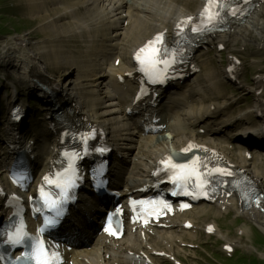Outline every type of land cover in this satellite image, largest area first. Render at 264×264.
<instances>
[{
    "label": "rangeland",
    "instance_id": "1",
    "mask_svg": "<svg viewBox=\"0 0 264 264\" xmlns=\"http://www.w3.org/2000/svg\"><path fill=\"white\" fill-rule=\"evenodd\" d=\"M53 0H0V50L10 45L9 41L12 45L20 39H15L13 36H22L24 40V44L18 45L20 53L22 57H26L27 53L34 54L39 59V64L42 67V70L46 72L48 76L53 78L62 77L63 79H59L61 83H69L72 84L74 88H81L80 81L78 80L81 76L83 67L85 64L81 65L80 69L76 74L69 73L70 70V62L63 63L65 58V53H68V48L73 46H84L83 43L87 42L88 39L86 35H90L91 31H77L79 37L76 38L70 37L69 40L71 43L69 47H67L66 42H63V35H57L53 37V34L50 33V25L47 24L48 21H57V23L71 24L72 20L68 19V13L66 15H62L57 12L58 7H55V12L45 11L46 7H51ZM200 4V0H184V11H192L195 12ZM93 5L90 10L92 13ZM51 18H43L44 15ZM86 21V20H85ZM84 22V21H82ZM132 24L124 27V36L121 46L119 47V55L121 56L122 63L126 66L130 63L131 54L129 52L130 44L136 38L135 31L131 32ZM160 28L157 29V31ZM251 29V28H249ZM242 30H246V28H242ZM253 30V29H251ZM155 32V31H154ZM153 33V32H152ZM151 33V34H152ZM264 30L260 34H257V37L260 39L264 38ZM145 35V34H144ZM144 35L141 36L143 39ZM64 46V51L59 53V47ZM129 47V48H128ZM73 49V48H72ZM64 53V54H62ZM72 55V54H70ZM73 56V55H72ZM217 56H204L197 58L196 64L198 66H204L206 71L201 74V76L195 77V79H188L185 87L196 88L199 92V97L193 102H197V104L192 103V105L198 106H211L213 103L221 104L222 110L220 111L219 116H227L233 117L238 116L240 114L250 113L256 106V100L258 97L248 98V99H239L236 96L238 87H231L225 83H218L214 81L218 75V73H224L225 65L227 63V59L223 55L221 58H216ZM74 60L76 59L73 56ZM234 58L240 64V73L242 78V83L250 84L254 86L256 81V77L258 74L264 75V68L262 67L263 56H260L259 53L257 55L251 57H245L241 53H237L234 55ZM217 59V60H216ZM9 58H6V63L3 65L2 60H0V103L2 102L4 91L1 90V83L5 81L6 86L8 85H18L22 90H28L30 88L31 83H33V78L25 79L21 74H19L18 70L14 68L12 71H9L11 67V63L8 62ZM224 60V61H223ZM254 62V64H253ZM217 63V65H215ZM62 64H65L62 66ZM67 65V66H66ZM67 67V70L65 69ZM249 77V78H247ZM17 79V81H16ZM91 79V78H89ZM88 79V82H89ZM90 86L87 89L81 90V100L87 102L86 98L88 97V92ZM185 91V88L184 90ZM76 92V91H75ZM180 92V91H179ZM31 93V91L29 92ZM200 93L203 95H200ZM36 99L27 100L25 103V109L31 114L30 118H27L24 123V129L30 128L32 129V133L29 138H33L30 142L37 146L35 151L36 157L45 159L46 169L49 167L53 155V151L49 150L47 147L52 143L53 145L56 143V134L53 131L48 129V124L50 121L45 120L48 116L47 111H41V107L39 106L40 102L43 101L38 93H33ZM14 95V94H13ZM189 96V94H187ZM262 100L264 101V91L261 95ZM30 97V96H29ZM9 96L3 98L4 106L7 108ZM35 100V101H33ZM131 101V97L128 98L127 103L129 104ZM39 102V103H38ZM2 107V105H0ZM40 108V110H38ZM107 106L104 105L100 108H94L92 112L86 110L88 115L96 116V115H106L105 120H100L98 123L102 125L107 132H109L110 140L114 143V145L120 151L123 148L122 137L125 135L128 127H123V119H118L115 115H111V110H106ZM27 112V113H28ZM38 113V114H37ZM116 118V119H115ZM196 126L193 125L192 132H194L199 127L204 124H199V119L194 121ZM244 125L249 124L248 121L243 122ZM213 137L217 139V142L221 141V137H216V135L211 134ZM160 137L157 136L154 138L153 144H160ZM29 142V143H30ZM143 142L148 143L149 137H143ZM1 143V139H0ZM3 145V143H1ZM3 146H0V185H5V175L3 174L6 168V155L5 151L2 149ZM145 151V144L139 146L135 150V156L139 153L143 154ZM129 159V158H128ZM151 161L146 162V166H136L131 173L127 175L126 178L133 179L137 176H141L146 174L147 167L152 163ZM135 171H138V175H135ZM1 208V202H0ZM235 213V212H234ZM238 215V214H237ZM242 222L236 226H230V223L233 219L229 216H226L225 213H220L218 216V220L220 221L222 236L224 238L219 240L218 238H208L204 237L201 234V231L196 230L197 236L196 238H200L199 244L202 247V250L208 252L207 257L202 260V264H264V259H260L255 255H249L246 247L244 245L241 246L240 250L245 251L246 253L240 254L237 252L233 259H225L221 255L215 253L218 251H222L223 246L226 242H230L233 239V234L238 228H243L247 230L248 236L251 238V244L257 248L258 253L264 252V238L258 233L255 229L256 227L250 221L247 216V212H242L239 215ZM248 217V219H247ZM255 227V228H254ZM264 236V233H263ZM198 254V252H195Z\"/></svg>",
    "mask_w": 264,
    "mask_h": 264
},
{
    "label": "bare ground",
    "instance_id": "2",
    "mask_svg": "<svg viewBox=\"0 0 264 264\" xmlns=\"http://www.w3.org/2000/svg\"><path fill=\"white\" fill-rule=\"evenodd\" d=\"M142 1L145 2V5L141 4ZM167 1L168 0H99L93 5L92 13L90 12L92 5H90L89 3L95 2V0H53L51 7H46L47 9L45 11H51L54 13V6H56L58 7L57 12L61 13L62 15H66L68 13V19L72 20L71 24H58L57 21L47 22V24L50 25L49 32L53 34V37L57 35H63L64 38L62 39V41L68 43L67 47H69V44L71 43V41L69 40L70 37H79L77 31H91L90 35H86L88 41L83 43L84 46H73L71 48L69 47V54L65 53V58L63 60V63L70 62L71 68L68 74H71V72L73 74H76L80 69L81 65L85 64L81 76L78 79L80 81L79 85L82 89H87L90 84L91 87L88 92V97L86 98L87 102L81 101V104H78L81 105L80 108L82 111H84L85 109L88 111H93V109L96 107V104L102 102L103 99H107L105 101V105L107 106L106 110H111V115H115L119 119H123V127H132L131 122L136 119L137 115L134 111H126L125 101L126 96H129V93H131L132 95L135 94V91L133 90L135 89V87L133 85H129L126 79H124L123 81L119 80L120 77H123L129 71V69L122 64V61L120 60L118 55L119 47L122 44L121 37L123 36L122 31L124 30L123 23H127L129 21L132 22V30L136 31L137 33L135 46L136 48L140 47L144 43V41L149 38L145 37V35L151 33L152 30H157L158 28H161L163 24H168L175 21L182 14V11L180 9H178L175 5ZM132 8H134L135 10L134 16H132ZM103 15L106 18H101V16ZM43 18L51 17L47 16L46 14L43 16ZM103 22L105 23V28L103 31L109 32L107 35H105V32H101ZM248 24L253 26L254 29L258 32V34L261 33V29L258 27L254 17H251L250 22ZM144 32L145 35L143 37V40L140 41L141 33ZM106 37L107 40H105ZM64 48V46H60L58 50L59 53L63 52ZM70 54H72L76 59L74 60L73 56ZM20 55V53L13 52V57L17 62L19 61ZM7 56H9L8 52L5 49H2L0 52V59H3ZM116 61H118L119 63L115 66L114 63ZM23 62L26 67H28V63H30L33 66L30 73L36 75L41 83L49 85L52 89H57L58 80L61 78L63 79V75L65 74L63 73V75H61L62 77L57 78L48 76L46 72L42 70V67L39 64V59L34 54H29V60L27 61L24 58ZM64 65L65 64H62V66ZM65 69L67 70V67ZM92 81H95V84H92ZM187 81L189 80L187 79ZM100 84L107 85V87L102 88ZM31 86L33 91L38 93V95L40 96L41 89L37 87L34 83H32ZM98 89L100 91H103L104 89L105 90L97 95ZM121 92L123 93L121 94ZM198 95L199 92L194 91L193 93H189V96L187 95L188 98L190 96H193L190 99H186L185 97L180 95L179 92H175L168 96V100L170 103L176 101L177 98L180 103L179 107L167 106V111L170 114L167 126L170 132V139L164 141V145L168 147L171 146L174 148L179 147L180 141L177 139L190 137L191 134L187 132L188 128L198 117L204 118L205 115H218L219 110L221 109V106L218 104H215V108H204V106H198V108H194L190 105H187L190 100H193ZM110 96H113L115 98L113 100L109 99ZM68 98H70V96H66V99L64 101L59 102V104L64 105V103L67 102ZM152 99L154 100V98ZM72 101L76 102L77 97L74 96L72 98ZM71 105L72 108L75 110L76 106H74L73 103ZM137 106L139 105L131 104L133 110H135V107ZM262 108L264 109V106ZM41 109L43 111L45 110V108ZM152 109L153 108H149V110ZM84 115L87 116V114ZM103 116L106 115L104 114ZM87 117L88 119H98L90 116ZM88 123L92 124V129L99 130L101 128V126L97 123ZM163 123L164 122H161L160 124L163 125ZM223 124L224 126L222 130H228L229 124ZM194 126H196V123H194ZM210 132L213 133L212 131ZM142 134L143 132L141 127L139 129L135 127L133 131H131V133H128L126 136L123 137L125 148H123L122 151L123 153L126 152V157L125 159L123 158L122 163L119 164L117 169L115 167L112 168L113 170H116V172L114 173L116 174L117 179L115 177V180H117L120 185L121 183H123L124 176H126L125 173H129L132 168L134 169L138 165L146 166V162L151 161L153 157L154 159L152 160V162L153 164H155L156 161L160 159V155H162L165 151L164 145L162 143L153 144V139L152 137H150L149 143H145L146 148L144 153H139L137 156H135V150L138 148V145L143 142ZM158 134L160 133L158 132ZM13 137V127L10 124H1L0 139L3 145L0 143V146H5L10 140L13 139ZM9 145H11V143H8L6 147H8ZM47 148L52 151L56 150V147L53 145V143ZM167 152L170 151L168 150ZM158 153H160V155H158ZM40 163L43 169L39 168L37 170L38 178H40L41 173L46 170V162L44 158H42ZM242 163L245 164L244 162ZM98 172H100V168L97 169L96 174H98ZM148 178L149 176H141L139 179L133 178L131 179V184H135L137 182L138 184L136 185V189H140L141 192L146 191V187H148V184L145 182V180H147ZM31 184L32 182L27 186L26 190L31 187ZM253 216L255 217L256 222L258 223L260 220L259 217L255 214H253ZM17 218L18 216L14 218V220ZM255 219L252 218L251 221L255 223ZM4 220V218H0V228L3 227ZM261 223L262 222H259V225H261ZM195 235L196 233H194V236ZM126 245L127 243L122 245L120 248H124ZM175 247L176 246L172 243L165 244V249L169 253H174ZM104 248L110 250L112 252V255H115L116 252H118V250L120 249L119 248L112 250L111 247ZM78 252L79 251H76L74 252V254H72V260L75 259V254L76 259H79L80 255L77 254ZM262 257H264V254H262ZM133 258V256L129 257V255L127 254L124 256V262ZM78 261L79 264H84L82 261Z\"/></svg>",
    "mask_w": 264,
    "mask_h": 264
},
{
    "label": "snow or ice",
    "instance_id": "3",
    "mask_svg": "<svg viewBox=\"0 0 264 264\" xmlns=\"http://www.w3.org/2000/svg\"><path fill=\"white\" fill-rule=\"evenodd\" d=\"M224 7V0H207L205 8L203 12L201 13L202 20L204 22L205 28L209 24H214L217 18L220 16V11ZM232 14H236V9H231ZM192 18H188L187 21L181 22V25H186L190 23ZM181 25H178V29H180V32H182ZM193 31H201L204 30L203 28H193ZM178 32V35L180 34ZM163 42V34H158L156 37H154L151 41H148L147 44L140 48L138 52L136 53V59L141 63V65H144L146 62L151 65L153 71L149 73L150 78L153 80V82H162L161 76L163 75V72L166 71L167 67H170L169 61L171 63H175V54L170 52L167 48L163 47H156L158 44H162ZM152 53V55H149V53ZM153 56L155 58H153ZM157 64H163L165 65V69L159 70L156 69ZM191 145H189V148L184 149L183 151H189L191 149ZM199 158H196L192 163H196ZM172 168L182 169L188 167V165L185 164H172ZM216 172H219L224 175H232L231 172L226 171L225 169H215ZM46 181L48 178H45ZM51 181H49L50 183ZM177 179H173V183H176ZM66 183L71 187L74 186V183L69 179L66 181ZM13 199H16L13 197ZM143 203V202H142ZM165 208L170 207L167 204H164ZM184 207H187V205H184ZM56 215L59 216L60 212L57 210ZM50 223H54V221H49ZM211 230V229H210ZM8 242L12 245H19L25 242L26 239H28L26 233L23 232L22 228H17L15 232L8 236ZM51 256H56V253H51L50 249H47L43 247V241L36 240V242L32 245L31 251L26 252L23 257H19L17 259L19 260H32L35 259V264H51V261L47 258H44L47 254Z\"/></svg>",
    "mask_w": 264,
    "mask_h": 264
}]
</instances>
